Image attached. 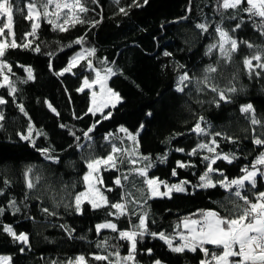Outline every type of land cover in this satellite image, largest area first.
Returning a JSON list of instances; mask_svg holds the SVG:
<instances>
[{
    "label": "trees",
    "instance_id": "trees-1",
    "mask_svg": "<svg viewBox=\"0 0 264 264\" xmlns=\"http://www.w3.org/2000/svg\"><path fill=\"white\" fill-rule=\"evenodd\" d=\"M137 2L143 6L131 8L125 16L116 14L118 7L113 0H98V3L85 0L89 11L83 18L88 21L99 20L98 25L78 24L67 32H59L42 19L37 35L28 37L32 40L33 48L40 47L39 52L31 48H15L8 49L5 54L14 73L9 74L10 79L16 82L18 91L14 102L7 89L0 88V95L8 101L0 105V111L5 115V119L0 121L3 125L0 127V189L3 190L0 208L4 209L3 214H0V224L11 225L17 233L25 232L29 236V244L23 245L0 230V255L11 256L12 264H51L52 261L66 264L68 259L78 255H84L88 264H108V261L95 260L93 254L109 255L119 251L121 256H126L129 242L120 239L119 231L112 229H101L97 233V224L111 222L116 224L118 230H133V226L139 222V215L147 213L150 232H165L174 236L177 231H181L182 219L190 214L198 213L201 209L220 210L218 202L228 195L224 189L219 186L207 189L193 187L206 169L207 161L203 158L211 154L203 149H198L195 155L189 153L198 143L213 138L191 131L200 116L206 121L201 126L209 132H221L233 138L229 141L223 136L216 137L218 151L234 153L237 159L232 163L217 160L213 165L222 169L229 178L241 175L240 169L250 165L264 151V146L253 143L254 136L264 134V127L252 125L250 114L246 117L240 111L241 105L250 103L257 117L264 119V70L256 69L262 74L257 76L253 73L250 77L242 63L245 56L254 54V50L242 44L230 62L220 59L218 48L207 54L208 46L219 39L215 31L216 24L222 20V26L230 30L239 22L228 19L234 14L245 20L240 29L230 33L234 38L253 44L264 43V38L247 20L248 14L237 13L232 9H220L218 12L217 0ZM24 3L25 0H20L19 6L24 8ZM131 3L132 0H121L120 6ZM26 14L25 8L23 15ZM23 15L16 13L14 16L18 43L24 42L23 33L31 30L30 23ZM197 23H207L208 31L202 33L196 27ZM80 36L85 37L82 44L64 47ZM92 48L95 53L89 59L95 68L112 67L117 71L116 75L108 79V83L123 98L116 107L110 106L105 110V113L112 112L111 118L107 120L101 119L100 113L95 116L87 113L90 106L88 89L77 91L85 77L90 79L94 75L86 61H81L82 66H77L71 72L57 75L74 53ZM165 51L172 55L165 56ZM208 65L218 68L217 72L208 75L211 83L219 89L233 85L243 89L229 93L230 102L221 101L217 106L213 100L218 99V96L211 88L200 85L204 90H196V82L206 75L204 70ZM21 66L33 69V80L20 82L27 76ZM185 71L193 78V82L188 84L183 93L177 92V81ZM45 101L59 115L52 112ZM17 104H23L27 116L19 111ZM149 112L151 116L147 115ZM29 118L35 130L42 129L46 133V136L33 135L36 147L17 135L19 132L26 133ZM96 120H100V123L90 134L92 141H88L83 137V132ZM61 124L67 125L81 138L79 143L82 148L75 147V137L69 134L67 128H61ZM141 124H144V128L138 135L139 152L149 156L153 164L148 169V175L174 181L188 180L190 184L185 186L187 190L173 192L170 197L148 198L146 192L142 191L146 189L143 178L135 173L129 174L132 165L124 162L116 168L102 167L99 176L104 181L101 186L110 203L124 202L121 200L124 195L129 211L124 215H109L116 210L108 206L93 209L91 204L85 202L81 212L76 213L75 193L85 189L82 177L87 172V166L83 158L107 156L111 142L118 147L131 148V141L125 140L121 144L118 138L124 137V133L117 130L123 125L136 133ZM106 133H114L111 142L104 140ZM45 147L55 149L50 155L59 156V163L45 159L37 151V148ZM177 148H183L184 151L178 152L175 150ZM165 154L166 159L160 162L157 157ZM177 161L189 166L178 168ZM145 163L140 160L136 167H143ZM29 166L33 169L29 176L36 185L33 189H28L25 182L24 173ZM174 168L177 169V176L172 175ZM124 175H129V179L122 180V185H116L114 180ZM212 177L214 180L222 178L218 172L213 173ZM5 180L10 183L5 185ZM257 188L264 191V179L258 182ZM245 192L251 196L247 189ZM10 200L15 201L19 211L13 210ZM65 204H71L72 207L65 208ZM43 208L57 214L47 215L42 211ZM61 225L74 229L72 238ZM178 239L177 236L173 244ZM103 241H107L106 245L97 247ZM21 247L25 249L23 252L20 251ZM209 248L216 251L213 246ZM148 249H152L151 253ZM201 258L202 253L199 252H172L163 240L148 234L143 239L138 238L135 254L136 264H153L157 259L162 264H198ZM110 259L116 260L117 257L110 256Z\"/></svg>",
    "mask_w": 264,
    "mask_h": 264
},
{
    "label": "snow or ice",
    "instance_id": "snow-or-ice-1",
    "mask_svg": "<svg viewBox=\"0 0 264 264\" xmlns=\"http://www.w3.org/2000/svg\"><path fill=\"white\" fill-rule=\"evenodd\" d=\"M93 3H98V0H93ZM113 3L118 7V13L125 16L133 7H142L143 5L138 3L137 0H132V3L127 6H120L121 0H113ZM144 4L148 3V0H143ZM20 0H0V88H6L9 96L13 97L15 102V93L18 88L16 82L10 79V75H14L12 71V65L5 58V54L8 49L24 48L32 49L39 52L40 47H32V40L28 37H35L38 29L41 27L40 21L46 20L51 25L54 31L67 32L70 28L75 27L78 24H89L90 26H96L100 23L99 20L88 21L84 19L89 9L86 6L85 0H25L24 8L19 6ZM246 5V6H245ZM26 8L27 14L23 15ZM224 10H236L237 13H247V20L251 22L253 28L257 30L261 38H264V0H217V11ZM16 13L23 15V18L27 20L31 25L30 31L23 33L24 42H17V34L15 31L14 16ZM223 18V13H221ZM6 18V19H5ZM256 18H259L257 21ZM229 20L236 21L234 27L230 30H226L222 26V20L215 26V31L218 34L219 39L208 46L207 54H211L213 49H219L220 59L225 62H230L233 58V54L236 53L240 45H246L249 49L254 50V54L251 56H245L242 60L244 67L248 70L249 76L255 73L260 76L262 73L257 72L256 69L264 70V43L253 44L246 40H238L234 38L230 33L236 32L240 29L245 20L243 17L234 14L228 17ZM196 27L201 30L202 33L208 31L207 23H197ZM10 38V39H9ZM85 37H77L70 44L64 47L71 48L72 44L80 45L83 43ZM95 49H82L79 52L74 53L68 59L67 65L57 75H63L64 73L71 72L77 66H82L81 61L87 62L88 69L95 72V79L89 80L88 77L83 79L81 87L77 89L78 92H83L85 89H92L94 85L100 87V93L96 91L91 93V104L87 109V113H91L95 116L97 113L101 114V119L107 120L111 118L112 112L105 113V109L109 106L112 108L121 102L123 99L121 95L108 87L107 81L111 76L117 74L112 67H104L97 69L93 66L92 60L89 57L93 56ZM165 56H171L172 53L165 51ZM255 61L256 63H253ZM106 63V62H105ZM24 67V66H21ZM51 67V65H50ZM178 67H183L178 65ZM24 71L27 73L25 80H20L21 83H26L34 79L33 69L28 66L24 67ZM206 75L203 79L196 82V90L203 91L204 87L211 88V90L217 94L218 99H214L213 103L217 106L221 101L230 102L231 97L229 93H236L243 89H237L234 85L227 89H219L215 84L211 83V77L208 74L218 71L217 67L208 65L205 68ZM235 78V77H234ZM20 79L19 77L17 78ZM193 82V78L185 71L179 76L176 84V91L183 93L188 84ZM8 101L4 96L0 95V105H5ZM48 108L56 113V109L47 101H45ZM17 107L21 113L25 116L28 115L23 104H17ZM241 113L246 117L250 114V122L252 125H261L264 127V119L258 118L255 109L252 104H244L240 106ZM86 113V115H87ZM59 115V113H56ZM147 115L151 116L149 112ZM79 119V117H76ZM5 119L3 111H0V121ZM206 121L203 116H200L195 122L192 132L198 135L212 136L213 138L207 142H200L196 145V148L192 149L189 155L197 154L198 149L206 150L211 155L205 156L203 159L207 161L205 171L199 175L198 183L193 185L196 188H215L219 186L224 189L228 195L224 197L223 201L218 202L219 209H201L198 213L190 214L188 217L182 219L183 231H177L174 236H169L165 232H150L147 225V213L141 214L138 217V224L133 226V230H118L116 224L111 222H105L97 224L96 231L100 232L101 229H112L113 231H119V238L127 240L129 242L128 254L121 256L119 251L110 253L109 255L93 254V258L97 261H108V264H136L135 254L137 251L138 238L143 239L145 234L152 237H159L169 247L172 252L175 253H202V258L199 259L198 264H264V191H260L257 188V184L261 179H264V151H261L250 165H245L240 169L241 175L229 178L224 175L223 170L213 167L217 160H224L228 163H232L237 159L234 153H223L218 151L219 144L216 137H224V139L232 141L233 138L227 136L221 132L211 133L207 128L202 127L201 123ZM100 120H96L91 126L83 132V137L92 141L90 135ZM3 125L0 124V127ZM61 128H67L69 134L75 137V147L82 148L79 143L80 137L76 136L67 125L61 124ZM144 128V124H141L136 133L130 132L123 125L117 130L120 133H124V137H119L121 144L127 141L132 142L131 148L118 147L116 143L111 142L114 138V133H106L104 136L105 141L111 142V150L107 156L92 157L89 156L85 159L87 166V172L82 177L85 185V191L75 193L74 206L75 212H81V206L87 202L91 204L93 209H99L108 206L115 209L116 212H110L109 215H124L129 210L127 208L128 201L125 200V196L122 195L121 200L124 202L110 203L108 198L104 195L98 185L103 184V180L99 177L101 168H116L118 164L127 162L132 167L129 169V174L135 173L143 178V182L146 185L145 191L148 198L155 197H170L173 192H185L186 185L190 184L188 180H181L179 183L169 184L166 181L159 180L156 177H150L148 175V169L153 167L151 159L147 155H142L139 152V140L138 135ZM17 135L20 139L30 141L33 147H36L35 141L32 139L33 135L46 136V133L42 129L35 130L34 125L29 118L26 133L19 132ZM253 143L256 145L264 146V134L261 136H254ZM69 147H72L70 145ZM93 147L92 144L89 145ZM178 152H183V148L175 149ZM37 151L44 156L45 159L51 160L53 163H59L60 157L50 155V152H54L55 149L50 148H37ZM165 156L157 157L160 162H164ZM140 160L146 161L143 167H136ZM178 168H185L189 165L182 162H176ZM32 166H29L24 173L26 187L33 189L36 185L30 178L29 173L32 172ZM219 173L220 177L213 179V173ZM172 175L177 176V169L172 170ZM37 180L40 177H36ZM129 175L123 177H117L114 180L116 185H122V180H128ZM10 181L5 180L4 184H9ZM161 186L165 189L161 191ZM250 186V188L248 187ZM74 187V185H73ZM251 192V196L246 194L245 190ZM111 191V189H108ZM255 190V191H253ZM0 194H3V190L0 189ZM71 195V193H69ZM27 198V194H26ZM146 203V201H145ZM9 204L12 205L14 211H19V208L15 207V201L10 200ZM58 207L59 204H56ZM65 208H71V204H65ZM42 211L47 215H56L54 211H50L48 208H43ZM4 209L0 208V214H3ZM135 215V212L131 213ZM68 231L69 237L72 238V232L74 229H68L66 225H61ZM179 227V225L177 226ZM0 230L10 235L15 241L21 242L23 245L29 244V236L25 232L17 233L11 225L0 224ZM179 237L178 241L173 244V240ZM107 241H103L97 245V247H104ZM209 246H213L216 251L210 250ZM25 249L21 247L20 251ZM151 253L152 249L147 250ZM110 256L117 257L116 260H111ZM0 264H12V257L8 255H0ZM51 264H59L57 261H52ZM66 264H88L84 255H78L74 259H68ZM153 264H162L160 260L153 261Z\"/></svg>",
    "mask_w": 264,
    "mask_h": 264
},
{
    "label": "rangeland",
    "instance_id": "rangeland-1",
    "mask_svg": "<svg viewBox=\"0 0 264 264\" xmlns=\"http://www.w3.org/2000/svg\"><path fill=\"white\" fill-rule=\"evenodd\" d=\"M79 52V51H78ZM74 55V54H73ZM94 72V71H93ZM92 79H95V72H94V75H93V77L92 78H90L89 80L91 81ZM83 82V81H82ZM107 84H108V87H110L109 86V83H108V81H107ZM89 90V94H90V103H89V105L91 104V93H92V91H96L97 92V94L99 95V93H100V87L98 86V85H94L93 86V88L92 89H88ZM110 107V106H109ZM106 110V109H105ZM87 171V170H86ZM99 175V174H98ZM101 179H102V177L101 176H99ZM156 178H158L157 176H155ZM159 180H162V181H166L167 183H169V184H175V183H179V181H174V180H169L168 178H159ZM103 184H104V181H103ZM102 184V185H103ZM98 187H100V189H101V191L104 193V195L107 197V195H106V193L103 191V189H102V186L101 185H98ZM165 189L163 188V186H161V191H164ZM82 191H85V189L84 190H82ZM81 191V192H82Z\"/></svg>",
    "mask_w": 264,
    "mask_h": 264
},
{
    "label": "crops",
    "instance_id": "crops-1",
    "mask_svg": "<svg viewBox=\"0 0 264 264\" xmlns=\"http://www.w3.org/2000/svg\"><path fill=\"white\" fill-rule=\"evenodd\" d=\"M184 229H183V225H182V223H181V231H183Z\"/></svg>",
    "mask_w": 264,
    "mask_h": 264
}]
</instances>
